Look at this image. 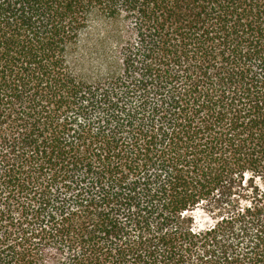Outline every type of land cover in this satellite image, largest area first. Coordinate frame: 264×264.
Returning <instances> with one entry per match:
<instances>
[{
  "label": "trees",
  "instance_id": "16d2710c",
  "mask_svg": "<svg viewBox=\"0 0 264 264\" xmlns=\"http://www.w3.org/2000/svg\"><path fill=\"white\" fill-rule=\"evenodd\" d=\"M0 264H264V0H0Z\"/></svg>",
  "mask_w": 264,
  "mask_h": 264
},
{
  "label": "rangeland",
  "instance_id": "374dc122",
  "mask_svg": "<svg viewBox=\"0 0 264 264\" xmlns=\"http://www.w3.org/2000/svg\"><path fill=\"white\" fill-rule=\"evenodd\" d=\"M87 41L84 43L82 47L81 56L84 58L85 62H80L82 63L81 65V70L83 69L85 72L89 70L91 67H96L97 65V53L95 52L94 48H99L97 45L96 39V34L95 31H92V35L87 36ZM101 49V46H100ZM82 70V71H83ZM196 225L198 227H204L205 225L209 224L211 222V219L209 215L206 214V212H203L202 209L197 210L194 213Z\"/></svg>",
  "mask_w": 264,
  "mask_h": 264
}]
</instances>
